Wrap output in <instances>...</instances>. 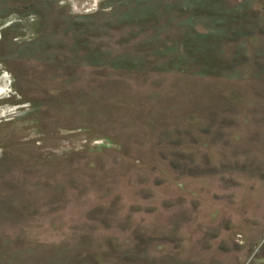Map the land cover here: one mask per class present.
I'll return each instance as SVG.
<instances>
[{
  "label": "rangeland",
  "instance_id": "rangeland-1",
  "mask_svg": "<svg viewBox=\"0 0 264 264\" xmlns=\"http://www.w3.org/2000/svg\"><path fill=\"white\" fill-rule=\"evenodd\" d=\"M0 264H264V0H0Z\"/></svg>",
  "mask_w": 264,
  "mask_h": 264
},
{
  "label": "trees",
  "instance_id": "trees-1",
  "mask_svg": "<svg viewBox=\"0 0 264 264\" xmlns=\"http://www.w3.org/2000/svg\"><path fill=\"white\" fill-rule=\"evenodd\" d=\"M209 13H212V6H211V4H209ZM238 7V6H237ZM237 7H230V8H228V9H226V10H224V12H220L221 14V17H224V18H226V16L227 17H230V18H232L233 20H235V24H239V25H243V26H241L242 27V33H246V34H249V32L251 31V28H250V26H249V28L247 27L248 26V21L249 20H254L255 21V19H257V15H259V12L256 10H247V9H240V6L238 7V9H237ZM245 22H244V21ZM232 34H234V36L233 37H231L230 38V40H238V38H239V36H240V33H238V31L236 32V31H232ZM227 59H224V61L223 60H221L220 61V64L223 66V63L224 64H228L229 62L228 61H226ZM231 68V66L230 65H224V68ZM225 68V69H226Z\"/></svg>",
  "mask_w": 264,
  "mask_h": 264
}]
</instances>
